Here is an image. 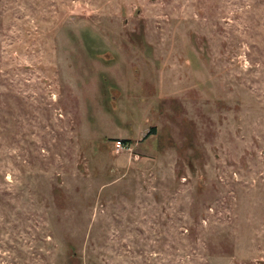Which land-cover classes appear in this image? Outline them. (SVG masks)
Listing matches in <instances>:
<instances>
[{"label":"rangeland","instance_id":"obj_1","mask_svg":"<svg viewBox=\"0 0 264 264\" xmlns=\"http://www.w3.org/2000/svg\"><path fill=\"white\" fill-rule=\"evenodd\" d=\"M0 264H264V0H0Z\"/></svg>","mask_w":264,"mask_h":264},{"label":"built area","instance_id":"obj_2","mask_svg":"<svg viewBox=\"0 0 264 264\" xmlns=\"http://www.w3.org/2000/svg\"><path fill=\"white\" fill-rule=\"evenodd\" d=\"M121 142H122L121 140H116V141L114 142V147H115L116 149L121 148V146H122Z\"/></svg>","mask_w":264,"mask_h":264},{"label":"trees","instance_id":"obj_3","mask_svg":"<svg viewBox=\"0 0 264 264\" xmlns=\"http://www.w3.org/2000/svg\"><path fill=\"white\" fill-rule=\"evenodd\" d=\"M122 142H126V140L124 139V140H121Z\"/></svg>","mask_w":264,"mask_h":264}]
</instances>
